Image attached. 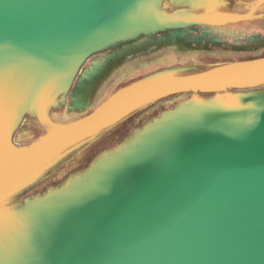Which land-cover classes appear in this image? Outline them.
Returning a JSON list of instances; mask_svg holds the SVG:
<instances>
[{
	"label": "water",
	"instance_id": "95a60500",
	"mask_svg": "<svg viewBox=\"0 0 264 264\" xmlns=\"http://www.w3.org/2000/svg\"><path fill=\"white\" fill-rule=\"evenodd\" d=\"M49 1L0 0V59H7L15 49L20 50L18 57L22 58L20 64L8 63L0 68L2 89L6 88L12 93L15 90L23 91L32 82L29 72L40 69V65L46 64L49 59L53 60L40 72L43 74V70H46L52 76L48 80L50 93L46 98L53 103L48 105L45 113L37 109L26 112L9 142L0 138V197L57 160L35 183L0 200V223L15 224L30 218L42 219L43 215L51 213L68 198L84 192L94 184V174H97L95 166L106 153L115 158L130 149L140 151L156 147L164 140L166 143L162 146L163 154L159 156L162 163L153 173L150 170L144 172L140 179H133L135 183H129L123 192L102 195L99 204L94 207L89 205V210L79 216H65L59 225L49 228L31 243L23 240L21 247L1 248L0 264H264V205L254 203L255 198L264 196V92L253 100L243 95L247 90L264 87V57L230 62L192 73L175 69L159 70L117 89L100 105L76 120L63 123L51 116V112L60 107L74 112L83 110L77 98L73 99L70 94L74 82L95 55L106 56L108 50L121 42L125 45L120 50L112 51L117 56L116 63L123 62L127 54L136 51L139 45L148 47V41L144 40L133 45L126 44L137 40L141 33L158 34L167 28L177 30L220 25L251 17L223 22L191 20L161 25L156 22L158 15L186 11L196 18L217 12L211 10L210 13L196 14L187 9H178L166 13L159 9L164 7L160 5V0H70V6L65 8L58 6L53 10L40 11ZM217 1L200 0V4L211 9ZM262 4L264 0H258L257 8ZM255 11L243 15L218 13L244 17ZM108 13L120 15L126 23L118 29L107 30L111 32L109 35L102 30L94 33L93 30ZM59 19L62 21L58 24ZM118 33L123 37L116 39L114 36ZM169 34L170 39L176 35ZM153 40L150 47L158 48L167 39ZM86 58V63L79 67L67 92L51 100L55 95L51 86L58 89L65 81L67 67L76 61L82 63ZM101 69L99 62H93L90 78H102ZM42 93L39 89L38 97L33 98L34 103ZM184 94L202 97L215 95L217 98L210 101L196 98L188 104L187 110L170 117L168 121L165 120L171 111L165 112L164 119L156 118L144 129L133 128L117 145L98 153L86 168L69 174L61 184L48 185L45 194H49L43 200L45 205L20 216L8 219L2 216L1 207L9 198L48 181L76 154L97 142L104 134L143 108ZM225 95L229 100H225ZM199 101L209 105L213 102L220 105L243 103L246 107L229 124L187 131V125L198 119L195 104ZM84 107L85 110L89 108ZM27 118L37 121L46 133L27 145L16 144L15 137ZM178 128H181L178 134H172ZM207 167L208 179L201 186L197 204L188 211L185 210L188 206L176 200L156 212L152 211L151 206H140L155 193H160L162 200L172 199L183 182L196 180L195 176L187 177L190 169L197 171ZM160 168L161 171L157 173ZM51 196L54 198L49 202ZM205 204L207 207L204 209ZM196 220L203 221L197 232L193 233L191 223ZM157 228L160 231L155 235ZM111 233H117V239L111 251L102 249L100 260H97L99 256L93 257L95 252L85 253L87 249L99 247L101 238ZM217 239L223 240V247L208 260L204 251L209 242ZM181 240L185 241L182 245ZM227 245L230 246L225 250ZM173 246L186 252L187 261L177 251L171 250Z\"/></svg>",
	"mask_w": 264,
	"mask_h": 264
},
{
	"label": "bare ground",
	"instance_id": "6f19581e",
	"mask_svg": "<svg viewBox=\"0 0 264 264\" xmlns=\"http://www.w3.org/2000/svg\"><path fill=\"white\" fill-rule=\"evenodd\" d=\"M196 2V1H195ZM58 6H62V8H65L67 6H70V0H66L65 2H62L60 0H50L46 7L41 9L40 11L46 10H53ZM45 10V11H46ZM44 11V12H45ZM41 12L40 14L44 13ZM40 14H37L39 16ZM200 17V16H199ZM236 18L232 15H224V14H217L213 18L208 19L209 21H225L227 18ZM238 18H249L251 15H246L244 17ZM209 18V17H208ZM194 19V20H193ZM205 19V18H204ZM167 24H173L178 22H191L192 21H199L202 19H195L191 17L185 16L183 12L179 13H172L168 14L165 18ZM51 21V20H49ZM61 19L58 20V24L61 23ZM122 23H126L125 20H123L120 15L115 13H108L102 18V20L98 23L96 28L93 30L94 33H99L101 30L108 33V35L111 33L107 30L110 28L118 29L123 26ZM160 24H164L163 22H159ZM97 31V32H96ZM134 31V30H133ZM130 31V32H133ZM134 33V32H133ZM123 37L120 33L115 35L114 37L116 39H120ZM100 46H98V49ZM21 53L20 50H13L11 51L10 55L7 57V59H0V68L5 64H20L22 63V58L18 57V54ZM87 58L80 63L79 61H76L72 63L69 67H67L66 73H65V81L63 82L62 86L59 89L54 90L53 86H51V89L55 91V95L50 98L51 100L54 99V97L58 94L64 95L67 90L70 87V84L75 76V74L78 72L79 67L86 63ZM53 62L52 59H49L46 64L40 65L41 68H44V66L47 68L51 65ZM39 68V67H37ZM41 68L40 69H34L31 74L32 82L28 84L27 88H25L23 91L21 90H15L14 93L8 91L6 88L2 89L0 86V120L3 119L4 116H7L9 112L12 113L15 109H19V112L16 113V115L13 118L8 120V133L5 138V142H9V139L11 135H13L14 131L17 129L19 124L23 120V115L26 112H29L30 110L37 109V111L44 113L45 107L49 104H52L53 101L49 102L46 98V96L49 95L50 89H47V87L50 86V83L48 80L52 78V76L46 71L43 70V74H41ZM41 72V73H40ZM0 72V79L3 78L1 76ZM42 76V77H40ZM1 83V82H0ZM22 84V83H21ZM1 85V84H0ZM24 86V84H22ZM42 86V87H41ZM22 88V87H18ZM38 88V89H36ZM42 90V96L40 99H37V102L34 103L33 98L38 97V90ZM43 102H41V101ZM46 100V101H45ZM45 101V102H44ZM239 105V106H238ZM233 106H219V107H212V106H202L201 109H199V113H201L197 120L193 121L191 125H187V131L190 130H196V128L202 127L204 130L206 129H212L219 127L221 125L229 124L239 113H243V110L245 109L244 104H238ZM264 108V107H263ZM10 110V111H9ZM4 119V120H5ZM6 122V121H5ZM3 123V122H2ZM7 126H5L6 128ZM181 130V128H178L176 131H174L172 134H178V132ZM165 140L160 142L156 147H148L144 148L143 150L136 151L133 149L128 150L127 152L123 153L121 156L113 158L110 153H106L103 155L102 158L97 163L98 166V172L95 175V181L94 184L89 185L87 189L80 193L79 195L75 197L68 198L67 201H64L63 203L59 204L57 208H55L51 213L43 215L42 219H26L21 222H17L15 224H2L0 223V249H6L11 247H21V244H23V240L28 241L29 243L37 240L40 238V236L43 235L45 231H47L49 228L59 225L60 221L67 215H71L68 218H74L76 216L81 215L84 211H87L89 205H97L100 202V197L105 194H116L119 192H123V190L126 188V186L129 183H132L133 179H140L142 177V174L146 171H152L154 172V169L158 168V164L162 163L161 160H159V156L163 154V148L162 146H165ZM104 158V159H103ZM59 159V158H58ZM57 160H55L52 164H54ZM52 164L36 171L26 179H24L22 182L14 186L12 189L7 191L5 194H3L0 199L5 197L6 195L10 194L11 192L18 190L25 185L29 183L35 182L42 174L43 172L50 167ZM161 171V168L157 173ZM192 176L196 177V180L191 183L183 182L180 189L174 193V197L170 200H162V196L160 193H155L151 198H149L147 201H144L140 204V206H151L152 211L156 212L157 210L161 209L163 206L172 203L176 200V202H180L182 204H185V206H188L185 208L186 211H188L191 207L195 206L197 204V196L200 194V189L202 188V184L208 179V167L207 168H201L200 170H193L190 169L189 173L187 174V177L190 179ZM135 180L133 181L135 183ZM187 181V180H186ZM31 183V184H32ZM30 185V184H29ZM248 189V188H247ZM197 199V200H196ZM255 205L263 206L264 205V196L255 198L254 200ZM93 206V207H94ZM92 207V208H93ZM207 207V204L204 205V209ZM90 208V209H92ZM203 221V220H202ZM201 221V222H202ZM198 220L192 221L191 228L193 229V233L197 232L198 227L200 226V223ZM196 224L198 226L195 228ZM160 228H157L155 231V235L159 233ZM189 232V231H188ZM215 232V231H214ZM118 234L117 233H111L107 234L104 237L101 238V245L92 247L90 249H87L85 251L86 254L90 253H96L93 257H98L97 260L101 258L102 256V249L106 248V250L111 251L112 245L117 239ZM185 241L181 240L180 245H182ZM230 245H227L225 247V250L229 248ZM221 247H223V240L217 239L213 240L208 243V247L204 251V255L208 260H211L214 255H217L220 252ZM171 250L173 252H176L181 255L186 261L188 259L186 252L183 251L180 248H177L176 246L171 247ZM107 257H109L107 255Z\"/></svg>",
	"mask_w": 264,
	"mask_h": 264
},
{
	"label": "rangeland",
	"instance_id": "374dc122",
	"mask_svg": "<svg viewBox=\"0 0 264 264\" xmlns=\"http://www.w3.org/2000/svg\"><path fill=\"white\" fill-rule=\"evenodd\" d=\"M160 1H159L161 3L160 5H164V7L163 8L159 7V9H161V11H164L166 13H169L171 11L178 10V9H187L193 13H196V14L210 13L211 10H212V12H217V13H212V14L201 15L200 17L196 16L195 19H202V20H199V22H220V21H213V20L209 21L208 19L213 18L217 14L219 15L220 14V13H218L219 11H221L222 9H225V8L227 9L229 7L228 3L226 4V2H228L229 0H218L216 3H214V5L212 6L211 9L207 8V6L203 3L200 4V0H160ZM241 1H244V0H241ZM248 1H249V3H246V4H247V6L251 7L256 0H246V2H248ZM179 12H183L185 14V16H187V17L193 18L195 16L193 14L187 13L186 11H176L173 13H179ZM166 16L167 15H158L156 18V22H163L164 24H161V25H167V23H165L166 22V20H165ZM235 17L236 18L232 17L231 19L227 18V20L241 19V18H238L237 16H235ZM227 20H225V21H227ZM122 24L124 25L125 23H122ZM183 30H184V28L183 29H177V30L176 29L172 30V29L167 28L166 30L161 31L158 34H153V32L141 33L142 36H140L137 40L126 43L127 45H133L135 42H138L140 40H144V41H148V45H147L148 47L145 48L146 52L145 53L143 52L141 56H139L138 53H136L135 51L127 54V56L123 60L129 61L128 62L129 64L125 65L124 68L120 72H114L113 75L110 77V79H112V81L110 82V87H109L110 90L109 91L110 92L113 91L117 87L124 85L126 82H129L132 79L141 78V77H143L149 73L156 72L157 70L159 71V69H162V70H164V69H175L176 71L184 70L182 72L192 73V72H197V71H201L204 69H209V68H212L215 66L224 65V64H227L230 62H236L239 57H241V58L245 57L246 58L248 56L253 57V56L264 55V47H258V49H255L251 52L249 51L251 49H250V46H248V45H246L245 47H242L241 49H236V50H234L233 47H230V49L227 51L229 60H226V61L220 60L215 65L207 66V65H204L205 61L200 60L201 58H198V56L195 55V53L185 52L186 48L187 49L189 48L188 46L186 48L185 47H181V48L176 47V43H179V42L177 41V39L175 37L171 38V39H174V41L171 39L164 40L162 42L161 47H158V48L150 47L151 44L154 43L153 38H156L159 35H166L169 33L176 34V32H181ZM122 43H124V42H121V43L115 45L112 48V50L111 49H110V51L108 50L106 55H108L109 53H112V51H114V50L115 51L120 50L122 48V46L125 45V43L124 44H122ZM240 44H242V43L236 42V43H233L232 45L237 46V47H239V46L241 47L242 45H240ZM147 50H149V51H147ZM103 55L104 54L95 55V56H103ZM121 61H119V62H121ZM112 62H113V65L116 63L114 61H112ZM42 69L43 68H41V70ZM31 72H29V74ZM182 72H179V73H182ZM54 90H56V89L54 88ZM263 92H264V87H260V88L253 89V90H247V91L243 92V95L246 99L253 100V99L257 98L260 95V93H263ZM215 97H216L215 95H213V96L208 95L206 97H202L201 95H196V94H184V95H177V96L168 97V98H165V99L160 100L158 102H155L154 104H151L150 106H148L146 108H143L139 113H137L134 117H132L129 120V122L127 123V125L117 128L110 135H108L105 139H103L101 142H99L96 146L91 147L88 151H85V152L83 151L79 157H76L70 164H68L67 167H65L61 171H58L55 174H53L49 180L53 181L54 185L61 184L63 181V178H65L68 171L72 172L76 169L78 170L79 167L87 164V162L90 160V158L96 152H98L99 149L104 148V147H109V146L116 144L123 137L122 134L125 131L131 130L132 127L136 126V127H140L141 129H144L145 126H147L148 124L151 125L152 123H154L156 118L164 119L163 116H164L165 112L171 111L170 116L165 120V121H168V119L170 117H172V118L176 117L177 115L182 114L185 110H187L188 104L193 102L196 98H202L206 101H210ZM227 97L228 96L225 95V100L226 99L229 100ZM41 102H43V101H41ZM239 104H241V103H239ZM202 106L203 107L204 106H212V107L226 106V107H229V106H233V105L232 104L220 105V104H217L216 102H213L212 105H209L206 102L199 101L197 104H195V108H196L198 117L201 114L198 111H199V109H201ZM47 107H48V105L45 107V112L47 110ZM63 109H65V108L64 107L58 108L57 113H56L57 121L63 122V123L76 120V119L80 118L81 116H83L82 114H84V113L79 112V111L78 112L77 111L76 112L70 111V110H68V108L65 110H63ZM17 112H19L18 108L15 109L14 111H12V113L9 112L7 116H4L3 119L0 120V138L4 142L6 141L5 138H6V135L8 133V124H9L8 120H6V119L7 118L9 119V117L13 118ZM11 116H13V117H11ZM27 119H28L27 123L21 127V129L19 130V132L17 133V135L15 137L14 142L16 144L27 145V144L31 143L33 140H35L38 136L44 134V132H45L44 128L40 124L35 123L33 126H30V120H29L30 118H27ZM5 126H7V127L5 128ZM95 170L98 172L97 164L95 166ZM35 182H33V183H35ZM31 183H29V184L32 185L33 183L32 184ZM29 184H27V186L25 185L24 187L11 192L10 194L6 195L3 198H6L9 195H12V194L20 191L21 189L30 186ZM48 184L49 183L46 181L44 183L39 184L34 189H32L28 192L25 191V192L19 193L17 195H14L13 197L9 198L1 207V208H3V210L1 211L2 216L6 219H8L10 217H14V216H20L21 214H25L27 212L35 210L39 206L45 205V202L43 200L49 194V193L47 195L45 194V192H47L46 188H47ZM37 191H40V193L34 194V195H29V194L35 193ZM51 193L55 195V193H53L52 190H51ZM53 198L54 197L51 196L49 199V202H52Z\"/></svg>",
	"mask_w": 264,
	"mask_h": 264
},
{
	"label": "flooded vegetation",
	"instance_id": "af4514ba",
	"mask_svg": "<svg viewBox=\"0 0 264 264\" xmlns=\"http://www.w3.org/2000/svg\"><path fill=\"white\" fill-rule=\"evenodd\" d=\"M257 2L258 0H256L253 5L249 7L246 4L249 3V1L246 2V0H229V7L227 9H222V12L230 13L232 11H235L241 13L240 15H243L248 14L253 10L256 11L251 14V18L248 20L228 22L223 26H192L185 28L181 32H176L175 38L179 42L176 43V47L186 48L188 46L189 48H186L185 52L195 53L198 58H201L200 60L205 61L204 65L207 66L215 65L220 60H229L227 51L230 49V47H233V49L236 50L248 45L251 49L249 50L250 52L258 49V47H264V5L262 4L259 8H257ZM156 38L170 39V34L159 35ZM171 40L174 41V39ZM236 42L242 43L240 44L242 46H233L232 44ZM261 57H264V55L253 57L248 56L246 58L239 57L237 61L251 60ZM104 58L107 59L109 57L108 55L96 56L92 58L90 62L93 63L101 60L100 63L102 64V68L106 66L109 67L113 64L111 62L107 63ZM70 173L71 172L68 171L66 175Z\"/></svg>",
	"mask_w": 264,
	"mask_h": 264
},
{
	"label": "crops",
	"instance_id": "0c3cea01",
	"mask_svg": "<svg viewBox=\"0 0 264 264\" xmlns=\"http://www.w3.org/2000/svg\"><path fill=\"white\" fill-rule=\"evenodd\" d=\"M264 5V4H263ZM261 6V5H260ZM259 6V7H260ZM258 7V8H259ZM229 14H232V15H240L241 13L239 12H235V11H232L230 12ZM230 22H237V21H230ZM224 24H220V25H210V26H223ZM140 42V41H139ZM137 42V43H139ZM136 44V43H135ZM145 44L142 46L139 45V48L135 51L138 53L139 56L142 55V53L146 52L145 51ZM135 48V47H133ZM156 48V47H155ZM149 51V50H147ZM118 53V52H117ZM116 53V54H117ZM109 58H104V60H106L107 63H113L112 61H116V55L115 54H110V56H108ZM130 60V59H129ZM101 60H98V62L100 63ZM129 61H123V62H117L115 63L114 65L112 64L111 68L112 69H107L108 66L105 67V69H101L102 73L101 75H104L102 78L100 79H93L90 78V75H91V71H92V66H93V63L89 62L86 67L82 70V72L80 73V75L77 77L76 81L74 82V85L72 87V91L70 94L73 95V99L74 98H77V102L79 105H81L83 107V110H77V112H82V113H88L90 110L94 109L95 107H97L98 105H100L103 101H105L112 93H114L117 89L125 86V85H128L136 80H139L141 78H136V79H132L130 80L129 82H126L124 85L122 86H119L117 87L116 89H114L113 91H109V87H110V82L112 81V79H110V77L113 75L114 72H120L125 65L129 64L128 63ZM102 64L100 63V66ZM159 70H162V69H159ZM158 71V70H157ZM151 74V73H149ZM147 74V75H149ZM70 98V97H69ZM84 106H88L89 108L87 110H85V107ZM62 108V107H60ZM67 109V107L65 108ZM63 109V110H65ZM140 112V111H139ZM137 112V113H139ZM56 113H57V109L56 110H53L51 112V116L53 119L57 120L56 119ZM136 113V114H137ZM82 114V115H84ZM135 115V114H134ZM133 115V116H134ZM132 118V116L130 117ZM130 118H128L126 121H124L123 123H121L120 125H118L117 127H115L114 129H112L111 131L107 132L106 134H104L101 138H100V142L105 139L108 135H110L114 130H116L117 128L121 127V126H125L127 125V123L129 122ZM27 120L25 121L24 124L27 123ZM30 120V126H33L35 123L39 124L37 121H35L34 119H29ZM136 127V126H135ZM135 127H132L131 130ZM45 130V129H44ZM130 130V131H131ZM46 132H44L45 134ZM43 135V134H42ZM41 136V135H40ZM39 137V136H38ZM37 137V138H38ZM124 138V137H123ZM122 138V139H123ZM121 141V139L114 145L112 146H109V147H114L115 145H117L119 142ZM93 145V144H92ZM91 146V145H90ZM89 146V147H90ZM89 147L85 148L83 151H86ZM106 147H104L105 149ZM103 149V148H101ZM100 150V149H99ZM81 151L80 153L76 154L68 163H66L60 170L64 169L65 167L68 166V164H70L76 157H79L80 154L83 152ZM97 154V152H96ZM94 154V155H96Z\"/></svg>",
	"mask_w": 264,
	"mask_h": 264
},
{
	"label": "trees",
	"instance_id": "16d2710c",
	"mask_svg": "<svg viewBox=\"0 0 264 264\" xmlns=\"http://www.w3.org/2000/svg\"><path fill=\"white\" fill-rule=\"evenodd\" d=\"M129 132H130V130H129V131H125V132L122 134L123 137H125ZM123 137H122V138H123ZM122 138H121V139H122ZM99 140H100V139H99ZM99 140H98L97 142H95L93 145H91L86 151H88L91 147L96 146V145L100 142ZM108 148H111V147H106L105 149H108ZM105 149H104V148H103V149H100V150L97 152V154L100 153L101 151L105 150ZM84 152H85V151H84ZM95 154H96V153H95ZM97 154H96V155H97ZM96 155H93V156L90 158V160L87 162V164H85L84 166L79 167V169L82 170L83 168H86V167L88 166V164H90V162L95 158ZM75 171H79V170L76 169V170L72 171L71 173H74ZM71 173H70V174H71ZM68 175H69V174H68ZM68 175H66L65 178H66ZM47 182L49 183L48 185H51V184L54 185V182L51 181V180H48Z\"/></svg>",
	"mask_w": 264,
	"mask_h": 264
}]
</instances>
